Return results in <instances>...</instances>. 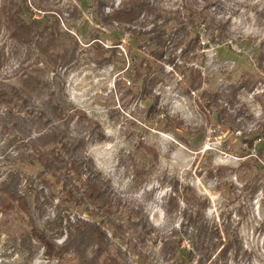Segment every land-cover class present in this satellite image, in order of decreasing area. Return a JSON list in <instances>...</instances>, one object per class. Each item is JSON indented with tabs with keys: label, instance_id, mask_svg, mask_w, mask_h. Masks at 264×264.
Listing matches in <instances>:
<instances>
[{
	"label": "rangeland",
	"instance_id": "obj_1",
	"mask_svg": "<svg viewBox=\"0 0 264 264\" xmlns=\"http://www.w3.org/2000/svg\"><path fill=\"white\" fill-rule=\"evenodd\" d=\"M118 2L115 0V5ZM92 3V0H30L29 6L35 18L47 9L58 20L66 42V34L79 41L77 62L60 71L63 99L73 109L97 121L106 135L104 141L88 143L82 154L93 160L127 205L141 206L156 228L157 234L143 245L146 258L139 257L130 247L131 264L162 263L157 235L168 234L178 227L185 207L179 201V209L171 214L163 211L166 198L173 194L170 182L175 180L180 187L191 186L202 197L206 203L204 215L209 221L219 224L229 221L236 227L250 257L230 260L231 264H264V158L253 162L262 142L256 139L257 134H249L264 122V70L258 66L259 53L264 52V0H197L200 6L208 4V11L216 19L226 21V31L218 34L213 29H202L201 39L205 44L200 43L188 59L184 61L177 50L176 66L164 62L163 70L155 68L154 74L159 78L153 90L159 96L157 105L141 97L139 82H134L132 65L128 63L133 59L137 66L147 50L140 49V41L121 27L97 25ZM185 3L186 0H162L159 5L165 10L184 12ZM214 33L216 43L210 41ZM95 39L104 48L116 44L117 51L111 62H95L92 53ZM0 46H4L8 57L0 70V79L17 83L22 71L35 66L36 54L34 51L27 54L25 47L15 46L4 31H0ZM182 65L201 71L204 78L201 89L187 92L188 77L182 75ZM244 74L253 76L256 86L252 92L238 91L236 109L242 104L244 112L237 116L235 130L227 131L217 122L214 113L200 106L199 94L202 90L214 92L237 84ZM45 77L51 80L53 72L47 70ZM45 97H37L35 102L42 106ZM3 111L0 108V115ZM229 112L234 113V109L229 108ZM173 118L181 119L188 130L195 129V132L176 129L175 124L169 123ZM71 127L74 128V122ZM35 135L36 131L32 137ZM12 136L11 130L0 129V181L9 171L22 173L21 189L29 198L40 229L55 235L57 227L53 221L57 212L64 220L66 216L71 220L78 216L95 220L107 229V224L92 209L75 206L68 193L53 181L49 188H44V196H39L38 191L43 187L39 169L25 153L18 158L17 143L10 144ZM140 141L156 149L158 161L149 166L144 182L134 187L133 162L150 163V157L138 147ZM246 160L250 163L242 164ZM253 181L259 188L250 196L244 185ZM44 198L52 202L43 205L40 211L38 205ZM115 217L124 222L127 219L124 209L115 212ZM24 227L17 212L0 216V264H56L55 259L46 258L44 248L36 240H33L36 252L32 257L18 246L15 238ZM55 237L57 242L64 238ZM180 239L178 256L172 264H195L187 257L191 249L188 236L180 235Z\"/></svg>",
	"mask_w": 264,
	"mask_h": 264
},
{
	"label": "trees",
	"instance_id": "obj_2",
	"mask_svg": "<svg viewBox=\"0 0 264 264\" xmlns=\"http://www.w3.org/2000/svg\"><path fill=\"white\" fill-rule=\"evenodd\" d=\"M161 1L119 0L115 5V0H92L97 25L110 28L117 25L140 41V49L147 50L137 66L133 59L128 63L132 65L134 82H139V94L150 99L153 105H157L159 99L153 91L159 82L154 74L155 68L163 70L164 62L176 66L174 57L177 50L185 61L200 43L205 44L201 39L202 29H213L212 32L222 34L227 24L208 11V4L200 6L197 0H186L184 12L162 9L159 5ZM29 4L30 0H0V31H4L15 46L25 47L27 54L30 51L36 54L35 66L29 71H22L17 83L0 79V108H4L0 115V129L13 132L10 144L17 143L18 158L25 153L38 167L43 186L38 191L39 196H44V188H49L53 181L68 193L75 206L84 205L92 209L107 224V229L95 220L78 216L73 220L66 216L64 220L57 212L53 221L57 227L55 235L64 236L61 242H57L55 235L43 231L36 224L29 198L21 189L23 175L17 170L9 171L0 181V216L7 217L14 212L20 215L25 227L15 241L29 257L36 252L33 244L36 240L44 248L46 258L55 259L56 264L66 261L70 264H131L128 256L130 247L136 250L139 257L146 258L142 248L157 234L155 226L141 206L127 205L125 198L114 190L111 181L95 167L93 160L82 154L88 143L104 141L106 135L97 121L83 111L73 109L63 99L60 71L77 62L79 41L66 34V42L59 31L58 20L50 16L47 9L41 10L43 14L40 17H33ZM210 41L217 42L215 33L210 36ZM94 42L92 53L95 62H111L117 51L116 44L104 48L96 39ZM7 59L4 46H0V70ZM258 59V66L264 70L263 51ZM182 67V75L188 77L187 92L191 94L201 89L204 82L201 71L193 66ZM47 70L53 72L51 80L45 77ZM255 86L253 76L244 74L237 84L225 89L214 92L202 90L198 102L204 110L214 113L217 122L227 131H233L238 125L237 116L244 112L242 104L236 109L237 93L241 89L252 92ZM42 95L46 97L40 106L35 100ZM229 108L234 109V113L229 112ZM169 123L175 124L176 129L195 132V129L188 130L181 119L173 118ZM34 131L36 135L32 137ZM249 134H257L256 139L262 142L253 160L257 163L264 158V122L250 130ZM138 147L150 157V163L133 162L134 187L144 182L149 166L158 161V152L153 146L140 141ZM247 163L250 161L242 162ZM170 186L173 194L166 198L163 211L171 214L179 209V201L185 207L181 211L182 219L178 227L172 228L168 234L157 235L163 258L160 264H172L177 259L180 235L188 236L191 249L187 251V257L195 264H231L230 260L250 257L231 222L222 221L219 224L205 217L206 203L191 186L180 187L177 180L170 182ZM258 188L255 181L244 185L250 196H254ZM51 202L52 199L44 198L38 209L42 211L43 205H51ZM122 209L127 217L125 222L115 217V212Z\"/></svg>",
	"mask_w": 264,
	"mask_h": 264
}]
</instances>
